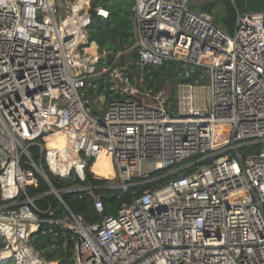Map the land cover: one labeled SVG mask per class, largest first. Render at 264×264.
Listing matches in <instances>:
<instances>
[{
	"label": "built area",
	"instance_id": "built-area-1",
	"mask_svg": "<svg viewBox=\"0 0 264 264\" xmlns=\"http://www.w3.org/2000/svg\"><path fill=\"white\" fill-rule=\"evenodd\" d=\"M94 1L0 0V261L48 264L30 244L52 223L35 207L48 193L28 192L39 178L47 184L34 149L60 179L84 182L88 172L108 182L64 191L87 192L101 215L89 224L69 213L74 264H264V149L241 155L264 143V11H236L227 35L190 9L193 0H133L132 44L113 54L88 40ZM94 12L108 17L101 6ZM131 54L140 69L202 68L208 83L179 85L170 110L161 91L125 73ZM108 88L122 99L106 100ZM57 138L61 148L48 143ZM100 156L111 178L92 172ZM158 171L166 173L146 180ZM175 174L102 215L95 190Z\"/></svg>",
	"mask_w": 264,
	"mask_h": 264
},
{
	"label": "trees",
	"instance_id": "trees-1",
	"mask_svg": "<svg viewBox=\"0 0 264 264\" xmlns=\"http://www.w3.org/2000/svg\"><path fill=\"white\" fill-rule=\"evenodd\" d=\"M102 7L108 12L106 19L97 17L94 9ZM220 7V11L217 8ZM132 8L133 0H95L91 3V22L87 28L88 40L95 42L99 51L111 50L113 54L122 51L125 47L132 44ZM190 9L196 13H204L213 17L214 23L227 35H231L234 30L236 11L245 13V0H207L199 6L190 5ZM216 11V12H215ZM126 33V36H122ZM125 73L132 82L143 80L142 84L146 90H152L154 94L160 91L161 86L169 84L172 92L168 98L170 110L175 108V93L179 85H195L203 86L208 83L207 72L198 67H183L180 63L169 61L161 66L137 68L136 55L131 54L126 61ZM119 65H125L124 60ZM102 81H95L96 87L101 90ZM143 91L142 89H140ZM106 100L122 99L120 96L114 95L109 88L104 92ZM100 115V113H99ZM264 149V143L247 146L241 149V155L245 157L250 153H257ZM30 154L35 164L40 165L45 173L50 185L60 193V199L52 195L41 197L35 202V207L39 210V219L51 221L52 223H41L38 230L31 234L30 244L43 260L48 264H74L73 252L76 236L68 228L69 213L80 215L83 220L89 224L98 223L101 215L94 208L92 198L87 192L83 193H66L65 190L75 186H90L102 188L108 185L104 179H97L86 172V180L79 182L75 176L65 179L53 175L47 168L44 161L40 157L35 156L36 150L31 149ZM183 164V163H182ZM181 164V165H182ZM190 170H183L179 176L187 175ZM166 171H158L148 175L147 179H155L164 175ZM178 175H169L160 178L152 183H144L136 187H132L127 191L98 189L95 190L102 199L103 214L115 215L120 207L131 203V201L144 193L145 191L158 188L179 177ZM143 180H133L132 182H141ZM28 192L31 196L46 194L49 192V186L39 178L36 187H30ZM5 246L3 239L0 237V250ZM0 264H14L13 260L8 258L0 261Z\"/></svg>",
	"mask_w": 264,
	"mask_h": 264
},
{
	"label": "water",
	"instance_id": "water-1",
	"mask_svg": "<svg viewBox=\"0 0 264 264\" xmlns=\"http://www.w3.org/2000/svg\"><path fill=\"white\" fill-rule=\"evenodd\" d=\"M245 3H246V12L249 14H258L264 11V0H245ZM122 36H126V33H123ZM109 60H110V57L107 58V62ZM47 185L49 186L48 195H52L55 198L60 199V192L56 191L50 185L48 179H47Z\"/></svg>",
	"mask_w": 264,
	"mask_h": 264
},
{
	"label": "bare ground",
	"instance_id": "bare-ground-1",
	"mask_svg": "<svg viewBox=\"0 0 264 264\" xmlns=\"http://www.w3.org/2000/svg\"><path fill=\"white\" fill-rule=\"evenodd\" d=\"M49 145H52V146H56L57 148H61L62 147V141L60 138H57L54 142H48ZM92 172L94 174H96L97 176H100V177H109L111 178L112 176V172H111V169H109L107 167V163L105 162V157L104 156H100V158L98 159V161L94 164V166L92 167ZM4 253H2L0 255V259H1V256H3Z\"/></svg>",
	"mask_w": 264,
	"mask_h": 264
},
{
	"label": "rangeland",
	"instance_id": "rangeland-1",
	"mask_svg": "<svg viewBox=\"0 0 264 264\" xmlns=\"http://www.w3.org/2000/svg\"><path fill=\"white\" fill-rule=\"evenodd\" d=\"M206 1L207 0H193V5L199 6ZM217 11H220V7L217 8ZM212 19H213V17H212ZM104 51H107V50H104ZM160 91L162 92L164 98H169L171 95V92H172V87L169 84H165V86L160 87ZM175 96H176V93H175ZM105 162L107 163V167L110 169L109 162L106 158H105Z\"/></svg>",
	"mask_w": 264,
	"mask_h": 264
}]
</instances>
